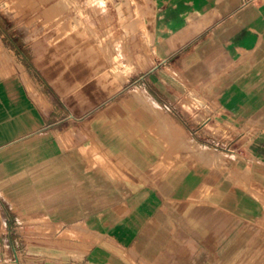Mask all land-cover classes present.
<instances>
[{
	"label": "crops",
	"instance_id": "0c3cea01",
	"mask_svg": "<svg viewBox=\"0 0 264 264\" xmlns=\"http://www.w3.org/2000/svg\"><path fill=\"white\" fill-rule=\"evenodd\" d=\"M246 161L264 0H0V264H264Z\"/></svg>",
	"mask_w": 264,
	"mask_h": 264
},
{
	"label": "rangeland",
	"instance_id": "374dc122",
	"mask_svg": "<svg viewBox=\"0 0 264 264\" xmlns=\"http://www.w3.org/2000/svg\"><path fill=\"white\" fill-rule=\"evenodd\" d=\"M244 168L259 169L264 174V163L246 161V163H244ZM245 181L247 182L244 184V191L248 196V200L254 202L259 201L263 204L264 207V188L258 186L256 183H253V179L251 177L245 178Z\"/></svg>",
	"mask_w": 264,
	"mask_h": 264
},
{
	"label": "bare ground",
	"instance_id": "6f19581e",
	"mask_svg": "<svg viewBox=\"0 0 264 264\" xmlns=\"http://www.w3.org/2000/svg\"><path fill=\"white\" fill-rule=\"evenodd\" d=\"M7 5V4H6ZM7 9V8H6ZM9 12V11H8ZM36 23V22H35ZM30 24V23H29ZM71 24H73V23H71ZM76 26V25H75ZM42 30V29H41ZM101 79V78H100ZM127 81V80H126ZM120 84V83H119ZM117 87V86H116ZM113 89V88H112ZM151 96V95H150ZM106 97V96H105ZM118 97V96H117ZM152 97V96H151ZM119 99V98H118ZM94 100V99H93ZM115 100V99H114ZM105 109V108H104ZM129 110V109H128ZM100 111V110H99ZM98 112V111H97ZM109 117V116H108ZM82 146V145H81ZM94 158V157H93ZM128 173H129V171H128ZM113 178V177H112ZM48 213V212H47Z\"/></svg>",
	"mask_w": 264,
	"mask_h": 264
}]
</instances>
